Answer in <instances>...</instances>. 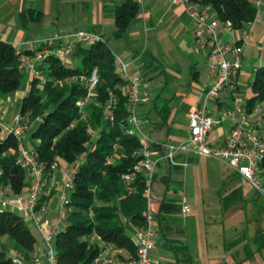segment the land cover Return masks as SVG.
Returning <instances> with one entry per match:
<instances>
[{
    "label": "trees",
    "instance_id": "16d2710c",
    "mask_svg": "<svg viewBox=\"0 0 264 264\" xmlns=\"http://www.w3.org/2000/svg\"><path fill=\"white\" fill-rule=\"evenodd\" d=\"M189 2L211 7L220 21L230 20L235 29L244 27L256 12L254 0ZM137 12L138 5L134 0H126L115 8V38L126 31ZM25 54L29 56L32 52ZM73 57L74 67L65 65L54 55L40 61L35 66L37 75L31 78L29 93L18 110L22 123L39 120L30 137L39 140L33 147L34 154L48 180L54 162L62 169L60 162L68 167L82 158L73 175V188L68 193L64 226L54 236L55 264H92L100 251L99 243L91 240L93 234H98L114 248L127 250L134 257L135 245L130 230L144 224L146 179L143 172H135L129 182L122 178L124 173L133 172L140 156L137 153L139 142L128 131L127 97L121 88L123 81L116 57L106 40L90 46L76 44ZM93 69L98 77L93 95L79 106L78 101L86 96L85 83ZM26 77L16 48L0 39V99L11 97ZM109 92L115 97V106L106 112ZM263 104L264 47L245 107L251 113ZM154 108L162 122L167 123L169 108L166 102L155 104ZM110 115L112 119H109ZM141 117L145 119L144 114ZM19 151L20 144L14 136L0 139V190L19 193L25 187L29 175L27 166L16 162ZM261 168L264 173V160ZM46 187L48 185L44 190ZM44 190L36 206L38 211L52 196L56 197L53 195L55 190L50 194H45ZM222 203L226 208L230 199L223 197ZM167 209L169 206L162 203L157 213L167 212ZM0 236H7L23 259L31 262L37 257V238L16 212H0ZM0 264H14L1 248Z\"/></svg>",
    "mask_w": 264,
    "mask_h": 264
},
{
    "label": "crops",
    "instance_id": "0c3cea01",
    "mask_svg": "<svg viewBox=\"0 0 264 264\" xmlns=\"http://www.w3.org/2000/svg\"><path fill=\"white\" fill-rule=\"evenodd\" d=\"M125 1L0 0V39L11 43L22 55H26V51L33 53L46 47H55L59 42L69 38V35L76 29L98 33L107 42L113 40L112 47L109 43L108 45L116 57V64L119 58L128 64L131 74H141L150 96L146 104L137 107L142 129L155 142L180 141L186 135L181 136L174 133L172 126L174 119H169V110L167 123H164L160 119L157 109L154 108L155 104L158 106L162 101H165L169 107L170 99L168 100L162 95L164 86H168V80L172 79V77L168 79L165 75L160 76L158 79L161 83L155 85L154 64L158 65L157 60L160 57L157 41L166 40L170 34L173 38L182 39L183 44L186 45L185 53L192 49L198 52L193 38L191 18L186 9L180 5L172 4L171 0H134L138 5V12L130 20L126 31L120 37L115 38L113 36L116 29L114 10ZM240 34V30L230 34L218 27L212 37L222 42L233 43ZM248 42H253L257 49L262 51L264 47V14L261 22L254 27L253 36ZM166 48H169L168 45ZM248 53L249 49L243 45L239 80L243 90L242 83L249 80L251 74L253 77L254 71L261 64V61L254 65L248 62L250 61L246 59ZM200 55H203L205 59L204 54L200 53ZM65 65L74 67V57L68 59ZM249 69L253 72L249 73L247 71ZM159 72L162 73L161 70ZM190 72L193 79L197 78L198 71L194 67L192 70L190 69ZM204 72L206 81L201 85V90L208 81L206 59ZM29 90L30 76L25 78L20 89L11 97L0 99L1 120L4 116L2 114H8L9 110H12L13 113L18 112L20 104L23 98L28 95ZM230 100V93L222 92L216 102L209 105V112L214 117L218 116L219 111L230 104ZM189 107L184 111L187 119ZM254 112L251 113V117ZM143 114L145 119L141 117ZM253 119H257L260 124V115ZM228 127L227 122L216 125L209 134L211 143L221 142L227 135ZM172 135L175 138H172ZM38 143V139L24 138V144L30 148ZM153 156H158V154L154 152ZM207 159H212V157L180 152L176 155L174 163L160 158L149 175L151 188L154 192L151 210L156 231L155 246L151 249L150 255L155 264L255 263V253L247 252L245 257L239 259L236 255L237 248L225 247L223 233L234 229L233 224H236V221L233 219L238 216L235 205L240 201L248 202L247 189L250 187L228 166L215 168L214 177L211 176L212 183L208 187V177L212 169L210 166L207 167ZM200 180L201 192H205V199H202L201 206L191 210L188 206V200L191 197H187V192L189 190L194 192L196 184ZM206 184L208 192L205 189ZM27 189L25 186V191ZM223 197L230 199L226 208L223 207ZM183 200L186 205L184 214L181 212ZM162 203L167 204L169 209L167 212L161 211L158 214L157 211ZM53 211L56 213V209ZM44 212L45 214L42 213L40 216H44L51 222L52 217L48 216L46 210ZM224 225H228L227 229ZM130 231L132 239L133 230ZM36 242L38 256L40 250L41 253L44 252L42 250H44L45 242L39 238ZM107 249L113 254L112 262L109 264H120L131 257L125 249H117L113 246H109ZM260 249H264V247Z\"/></svg>",
    "mask_w": 264,
    "mask_h": 264
},
{
    "label": "built area",
    "instance_id": "2783aa9c",
    "mask_svg": "<svg viewBox=\"0 0 264 264\" xmlns=\"http://www.w3.org/2000/svg\"><path fill=\"white\" fill-rule=\"evenodd\" d=\"M172 4L180 5L186 9L193 25V38L198 52L204 54L206 59V70L208 76L207 84L202 88L199 101L191 104L188 111V128L186 136L180 141L163 140L155 142L149 134L142 129L141 120L137 107L149 101V93L145 86L143 76L139 73L131 74L128 64L118 58L119 76L123 81L122 90L127 97L129 133L136 136L139 142L137 153L139 162L133 167V172L124 173L122 178L129 182L135 172H143L146 179L144 190L146 209L144 213V224L134 227L132 241L135 245V256L124 260L120 264H155L151 258L150 251L155 246V220L151 210V200L154 192L151 188L149 175L152 173L160 158L174 163L178 153H194L209 156L220 160L230 169L238 174L248 186L264 198V173L261 163L264 160V125L259 124L257 119L251 117L245 107V99L241 92L240 73L242 69L243 45L253 36L254 27L261 22L264 14V0H254L256 12L253 19L240 29H235L230 20L220 21L213 9L209 6L194 5L189 0H171ZM215 14V15H214ZM221 27L230 34L240 30V36L233 43L216 40L213 36L215 30ZM104 41L98 33L76 29L69 38L56 44L55 47H46L37 50L31 57L19 56L22 68L27 72H33L35 66L48 55L61 58L64 63L73 57L76 44L90 46ZM98 81L96 70L93 69L91 76L86 80V96L78 101L82 106L91 96ZM222 92L230 93L231 105L219 111L214 117L209 112V105L216 102ZM264 105V104H263ZM115 106V97L109 92V98L105 103L106 112ZM112 119V116H109ZM227 122L228 132L225 138L217 143H211L209 134L216 125ZM3 137L14 136L20 145L18 164L27 166L28 181L27 192L20 197L10 200L6 197L4 190H0V212L4 210L22 212L25 215L28 227H33L40 234L48 249L41 258L26 262L21 256L12 254L10 256L14 264H55L54 250L51 239L59 232L58 223L51 222L37 214L36 206L47 185L46 176L42 166L37 162L33 148L23 144L25 126L17 112L11 118L9 124L0 123ZM92 134H94L92 132ZM154 152L158 156H153ZM70 164L66 167L63 175V184L58 190V222H62L66 215V206L69 203L68 193L73 188V175L76 167L81 162ZM56 163L52 164L55 169ZM186 205L182 201L181 212L184 214ZM91 240L97 241L100 251L94 257V264H109L112 262L113 254L98 234H93Z\"/></svg>",
    "mask_w": 264,
    "mask_h": 264
},
{
    "label": "rangeland",
    "instance_id": "374dc122",
    "mask_svg": "<svg viewBox=\"0 0 264 264\" xmlns=\"http://www.w3.org/2000/svg\"><path fill=\"white\" fill-rule=\"evenodd\" d=\"M108 43L112 47L113 40H110ZM156 45H158V48L160 49V57L157 60L158 65L154 64L155 65L154 79H156L154 83L155 85L161 83V81L158 79V77L160 76L163 77L165 75V77H167L168 79L172 77V79L168 80L169 81L168 86L163 85L164 94L162 96H164L168 100L170 99L168 102L169 103L168 117L169 119H174L172 122L174 133H178L181 136L186 135L187 127H188V119L185 116L184 111L187 110L190 104L199 101V99L201 98V92H202L201 85L206 81L205 72H204L205 59L203 55H200L199 52L193 51V49L190 50L188 53H185L186 45L183 44L182 39L173 38L171 34L168 36L166 40L162 39L157 41ZM166 45H168L169 48H166ZM244 45L246 48L249 49V53L247 54L248 57L246 58L247 60H250L248 62L253 63V65L258 64V62L261 61V52L257 49V46L253 44V42H246ZM34 53L35 52H33L32 55ZM21 55L22 54H19V56ZM32 55L29 56L27 55V57H31ZM193 67L198 71L197 78L195 79L192 78L190 72V69L192 70ZM160 70L162 71V73L159 72ZM23 71L26 74L27 78L28 76H30V85H31V78L37 75L35 68L33 72H28V71L26 72L24 69ZM247 71L249 73L253 72L251 69ZM251 81H252V74L249 80H246L244 81V83H242V87L244 88V90L241 92V94L244 97H248V95L250 94ZM251 112H254V114L252 115L253 118H256L258 115H260L261 119L259 120V122L260 124L264 125V105L257 106ZM16 113L17 112L13 113L12 110H9L8 114L7 113L2 114L4 116L2 120L0 119V123L9 124L11 118ZM38 121L39 120H36L35 122L32 123H28L26 121L23 122L25 126V131L22 141L23 144H24V138L31 139L30 133L34 129ZM153 136H154V132H153ZM2 137H3V132L1 128L0 139ZM172 138L175 137L172 135ZM24 146L26 145L24 144ZM78 160L81 161L82 158H79ZM207 160H208L207 167L210 166L212 169L210 170V174L207 182L209 187V185H211L212 183L211 176L214 177L215 168L227 167V165L217 159L212 158ZM60 164L62 169L55 167V169L51 173L49 180L48 177H46L48 187H46L45 190L43 188L45 194H50L51 190L53 191L55 190L53 195L58 194V190L63 184V175L67 167L66 164L62 162H60ZM25 186L27 187V182L25 183ZM208 187L206 184L205 189L207 192H208ZM201 191H202V187L200 180V182L196 184L194 192H191L190 190L187 192V197L188 198L191 197V199L188 200V206L189 208H191V210L203 204L202 199L203 198L205 199V192L203 193ZM4 192L8 199L13 200L20 197L21 195H24L27 191H25V187H24L22 191L19 193H13L12 191L7 192L6 190ZM247 193L249 196V198L247 199L248 202L240 201L239 203H237V205H235L237 207L238 216H235V218L233 219L234 221H236V224H233L234 229L223 232L225 239L224 246L225 247L228 246V248L230 247V249L237 248L236 255L239 259L245 257L247 255V252L248 253L253 252L256 254L254 264H262L264 263V249H260V248L264 247V198L261 197L251 188L247 189ZM57 208H58V196L56 195V197L52 196L48 204L47 203L42 204L39 211L37 210V214L38 215H41L42 213L45 214L44 211L46 210L48 212V216L52 217L51 224L58 223L60 227L61 226L63 227L64 224L62 222H58L57 212L55 213L53 211L55 209L57 211ZM14 212H16L19 216H21L26 222L24 213L17 211ZM224 226L225 229H227L228 225H224ZM31 231L33 232V234L37 239L38 238L41 239L40 234L37 230L31 227ZM53 241H54V237L50 241L51 246H53ZM0 248L3 251H5L7 255H12V254L18 255V253L13 249L12 243L9 241L7 236H0ZM43 249L44 250L42 251L44 252L41 253L40 250L39 255L34 259L38 257L41 258L43 256L45 251H47L48 249L46 244L43 247ZM26 262L29 261L26 260ZM42 264H44V262H42Z\"/></svg>",
    "mask_w": 264,
    "mask_h": 264
}]
</instances>
